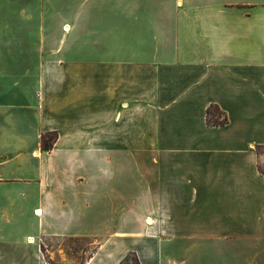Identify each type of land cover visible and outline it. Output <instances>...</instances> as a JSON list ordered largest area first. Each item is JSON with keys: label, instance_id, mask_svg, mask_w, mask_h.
<instances>
[{"label": "crops", "instance_id": "1", "mask_svg": "<svg viewBox=\"0 0 264 264\" xmlns=\"http://www.w3.org/2000/svg\"><path fill=\"white\" fill-rule=\"evenodd\" d=\"M59 237L264 264V0H0V264Z\"/></svg>", "mask_w": 264, "mask_h": 264}, {"label": "rangeland", "instance_id": "2", "mask_svg": "<svg viewBox=\"0 0 264 264\" xmlns=\"http://www.w3.org/2000/svg\"><path fill=\"white\" fill-rule=\"evenodd\" d=\"M224 119V116H221ZM98 238H46L43 242L44 252L47 260L51 264H80L87 252L91 251L96 245ZM65 251V258L61 257L62 252ZM61 253V254H60ZM58 255V256H57ZM130 256L128 264H133Z\"/></svg>", "mask_w": 264, "mask_h": 264}, {"label": "trees", "instance_id": "3", "mask_svg": "<svg viewBox=\"0 0 264 264\" xmlns=\"http://www.w3.org/2000/svg\"><path fill=\"white\" fill-rule=\"evenodd\" d=\"M221 116H224V119H222ZM206 117H207V121L210 125H222V124L227 122L226 114L216 104H212L211 106L208 107ZM57 137H58V133L55 131L42 133V135H41L42 148L44 150L52 149ZM130 256L134 257L133 259H131V262L133 264H140L135 253L129 254L126 258H124L121 261L120 264H128L130 261Z\"/></svg>", "mask_w": 264, "mask_h": 264}, {"label": "bare ground", "instance_id": "4", "mask_svg": "<svg viewBox=\"0 0 264 264\" xmlns=\"http://www.w3.org/2000/svg\"><path fill=\"white\" fill-rule=\"evenodd\" d=\"M152 222V221H151Z\"/></svg>", "mask_w": 264, "mask_h": 264}]
</instances>
